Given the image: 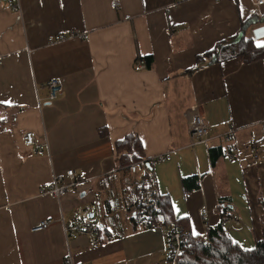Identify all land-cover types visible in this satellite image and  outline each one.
Wrapping results in <instances>:
<instances>
[{
	"label": "crops",
	"instance_id": "0c3cea01",
	"mask_svg": "<svg viewBox=\"0 0 264 264\" xmlns=\"http://www.w3.org/2000/svg\"><path fill=\"white\" fill-rule=\"evenodd\" d=\"M15 1L19 11L0 0V125L7 127L0 131V264H64L68 252L76 264H163L166 226H135L124 208L145 181L142 165L129 172L116 165L115 143L129 133L142 140L145 158L166 156L152 170L171 203L167 224L183 220L192 235L203 236L221 223L227 204L241 219L225 223L229 237L254 248L264 216V60L202 62L183 72L217 42L231 40L251 14L264 15V5ZM143 56H153L151 68L137 66ZM55 77L65 92L49 100L47 82ZM197 106L211 127L207 140L192 145L188 114ZM28 130L47 139L43 152L25 145ZM231 130L225 143L221 136ZM68 169L76 171L77 187L61 200L42 192ZM192 176L199 187L187 190L183 179ZM87 205L101 223L96 245L86 234L65 232L75 208ZM43 220L49 227L33 230Z\"/></svg>",
	"mask_w": 264,
	"mask_h": 264
},
{
	"label": "trees",
	"instance_id": "16d2710c",
	"mask_svg": "<svg viewBox=\"0 0 264 264\" xmlns=\"http://www.w3.org/2000/svg\"><path fill=\"white\" fill-rule=\"evenodd\" d=\"M264 26V15L257 13L241 22L239 32L231 40H221L216 43L213 49L197 56V65L183 72L192 73L202 62L215 63L223 62L231 58H240L242 62L252 63L264 60V43H259L252 34V29ZM248 32L251 35L247 37ZM259 45V46H258ZM146 67L151 68L154 63L153 56H143ZM137 59V60H138ZM6 126L0 125V131H5ZM115 162L119 169L129 172L137 166H141L144 160L149 169H153V164L145 158L143 142L136 133H129L123 139L116 141ZM221 150V148H220ZM145 181L142 188L151 192L148 175H144ZM185 189L190 190L199 187V177H186L183 179ZM223 200V199H222ZM221 200V201H222ZM222 214L224 216L230 211V206L223 204ZM135 226L145 227L166 226V230L175 225L181 226L185 231L189 230L183 225V220H176L172 225V207L170 200L162 194L156 197V205L147 207L141 206L140 213L131 214ZM262 238L256 242L254 248H246L236 241H233L227 231L224 219L215 226H208L205 235H192L189 232L188 247L182 254V262L185 264H264V216L261 221Z\"/></svg>",
	"mask_w": 264,
	"mask_h": 264
},
{
	"label": "built area",
	"instance_id": "2783aa9c",
	"mask_svg": "<svg viewBox=\"0 0 264 264\" xmlns=\"http://www.w3.org/2000/svg\"><path fill=\"white\" fill-rule=\"evenodd\" d=\"M10 6L13 10L19 11V4L15 0H9ZM252 3L256 7L264 5V0H252ZM118 2H113V6H117ZM71 36L87 37L78 31H74ZM65 37L64 34L57 36L52 41H61ZM137 66L141 69L146 67V63L143 59L137 60ZM49 88V100L58 98L65 92V88L61 80L57 77L50 79L47 82ZM40 101V99H39ZM188 127L192 145H196L201 141L207 140L210 133V122L200 106L193 108L188 114ZM236 130L222 134L223 141L230 142L235 135ZM24 143L26 146H34L36 152H43L45 147H48V141H39L38 134L33 130H28L23 135ZM253 148L251 145H246L245 148ZM227 156L230 159L237 158V153L233 152L229 148H226ZM165 155H160L152 160V164L162 162L165 159ZM255 158H259V153L255 152ZM144 172L148 175L149 183L151 186V192L144 191L142 188L136 187L132 189L130 196L124 201V208L133 215L140 213L141 206L151 207L156 205V197L161 195L155 172L149 169L144 160L141 161ZM79 177L76 175L74 169H68L66 173H55L47 186L42 189L45 194L52 195L57 199H63L70 188L77 187L79 184ZM76 219L71 225L65 226V232L86 234L91 237L92 245L99 243L98 233L101 228V223L95 215L92 214L91 206H77L75 208ZM202 217L205 218L208 210L203 208L201 210ZM225 223L229 220H233L236 225L241 224V219L233 210H230L224 216ZM50 225L49 220H43L37 224L33 230L46 229ZM166 242H165V258L163 264H185L182 262V254L188 247L189 232L185 231L181 226H171L166 230ZM64 264H76L71 252L64 257Z\"/></svg>",
	"mask_w": 264,
	"mask_h": 264
},
{
	"label": "water",
	"instance_id": "95a60500",
	"mask_svg": "<svg viewBox=\"0 0 264 264\" xmlns=\"http://www.w3.org/2000/svg\"><path fill=\"white\" fill-rule=\"evenodd\" d=\"M254 36L257 39L264 38V26L254 29Z\"/></svg>",
	"mask_w": 264,
	"mask_h": 264
},
{
	"label": "rangeland",
	"instance_id": "374dc122",
	"mask_svg": "<svg viewBox=\"0 0 264 264\" xmlns=\"http://www.w3.org/2000/svg\"><path fill=\"white\" fill-rule=\"evenodd\" d=\"M252 34L254 35V33H253V32H252ZM250 35H251V32H248V34H247V37H248V36H250Z\"/></svg>",
	"mask_w": 264,
	"mask_h": 264
},
{
	"label": "snow or ice",
	"instance_id": "6c2138e0",
	"mask_svg": "<svg viewBox=\"0 0 264 264\" xmlns=\"http://www.w3.org/2000/svg\"><path fill=\"white\" fill-rule=\"evenodd\" d=\"M259 46V45H258ZM194 234H198V233H194Z\"/></svg>",
	"mask_w": 264,
	"mask_h": 264
}]
</instances>
